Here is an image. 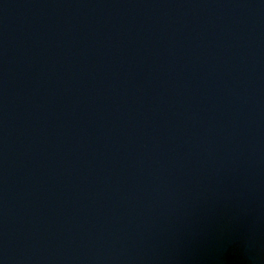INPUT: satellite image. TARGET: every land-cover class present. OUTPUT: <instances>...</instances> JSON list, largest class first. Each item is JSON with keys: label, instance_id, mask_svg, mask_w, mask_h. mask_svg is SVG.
Returning a JSON list of instances; mask_svg holds the SVG:
<instances>
[{"label": "water", "instance_id": "95a60500", "mask_svg": "<svg viewBox=\"0 0 264 264\" xmlns=\"http://www.w3.org/2000/svg\"><path fill=\"white\" fill-rule=\"evenodd\" d=\"M0 264H264V0H0Z\"/></svg>", "mask_w": 264, "mask_h": 264}]
</instances>
